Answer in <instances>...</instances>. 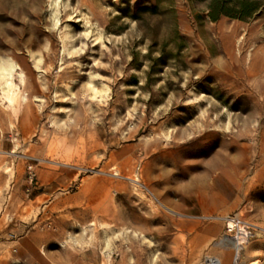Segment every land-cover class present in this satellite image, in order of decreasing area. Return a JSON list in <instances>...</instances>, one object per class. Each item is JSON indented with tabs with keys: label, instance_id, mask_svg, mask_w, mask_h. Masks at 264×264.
<instances>
[{
	"label": "rangeland",
	"instance_id": "rangeland-1",
	"mask_svg": "<svg viewBox=\"0 0 264 264\" xmlns=\"http://www.w3.org/2000/svg\"><path fill=\"white\" fill-rule=\"evenodd\" d=\"M255 1L213 22L190 0H0L3 264H231L233 215L258 227L239 264H264Z\"/></svg>",
	"mask_w": 264,
	"mask_h": 264
},
{
	"label": "trees",
	"instance_id": "trees-1",
	"mask_svg": "<svg viewBox=\"0 0 264 264\" xmlns=\"http://www.w3.org/2000/svg\"><path fill=\"white\" fill-rule=\"evenodd\" d=\"M163 0H154L153 5L143 7V11L154 13L159 10ZM207 3V17L210 21H217L221 17H228L240 21H247L258 11L259 4L255 0H190ZM170 9H173V0H170ZM178 35V32H175Z\"/></svg>",
	"mask_w": 264,
	"mask_h": 264
},
{
	"label": "bare ground",
	"instance_id": "bare-ground-1",
	"mask_svg": "<svg viewBox=\"0 0 264 264\" xmlns=\"http://www.w3.org/2000/svg\"><path fill=\"white\" fill-rule=\"evenodd\" d=\"M55 4L56 3H53V5ZM14 73H16V67L11 62V60L8 61L6 59L5 60L1 59L0 60V89H1L0 95L2 99L8 105L17 104L18 98H19L20 89L17 86V84H15L13 81ZM226 241L231 243L229 239H226ZM240 255H241L240 251L233 253L231 264H239ZM204 264H220V263L216 259L209 258L204 262ZM242 264H260V263L256 260V261H251L249 263H242Z\"/></svg>",
	"mask_w": 264,
	"mask_h": 264
},
{
	"label": "built area",
	"instance_id": "built-area-1",
	"mask_svg": "<svg viewBox=\"0 0 264 264\" xmlns=\"http://www.w3.org/2000/svg\"><path fill=\"white\" fill-rule=\"evenodd\" d=\"M224 223L225 234L222 240L225 245L228 244L232 247L234 253L240 251L246 243L258 234V227L239 215L225 218ZM226 239H229L232 244L227 242Z\"/></svg>",
	"mask_w": 264,
	"mask_h": 264
},
{
	"label": "crops",
	"instance_id": "crops-1",
	"mask_svg": "<svg viewBox=\"0 0 264 264\" xmlns=\"http://www.w3.org/2000/svg\"><path fill=\"white\" fill-rule=\"evenodd\" d=\"M43 256H45V255H43ZM54 257H55V255H53V254H48V256H45V258L46 259H44V258H40L41 259V261L42 262H45L46 264H48V263H51L50 261H49V259L51 260V258H52V260H54ZM8 261V260H7ZM11 262L10 263H13L12 261L13 260H10ZM220 261V260H219ZM54 262H55V260H54ZM186 262H188V259L186 260L185 259V263ZM4 263V261L3 260H0V264H3ZM56 264H64V263H59V262H55ZM220 263H221V261H220ZM90 264V263H89ZM91 264H95V262H92ZM106 264H110V263H106ZM116 264H122V262H117ZM222 264V263H221Z\"/></svg>",
	"mask_w": 264,
	"mask_h": 264
}]
</instances>
